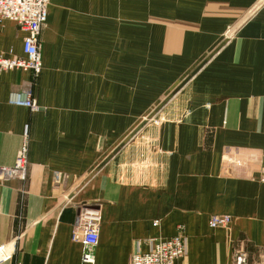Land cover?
<instances>
[{
	"label": "crops",
	"instance_id": "obj_1",
	"mask_svg": "<svg viewBox=\"0 0 264 264\" xmlns=\"http://www.w3.org/2000/svg\"><path fill=\"white\" fill-rule=\"evenodd\" d=\"M25 34L0 20V55ZM40 54L38 73L0 71V167L28 143L24 178L0 182V264H86L83 205L101 213L93 264L179 225L178 263L264 264V0H48Z\"/></svg>",
	"mask_w": 264,
	"mask_h": 264
},
{
	"label": "built area",
	"instance_id": "obj_2",
	"mask_svg": "<svg viewBox=\"0 0 264 264\" xmlns=\"http://www.w3.org/2000/svg\"><path fill=\"white\" fill-rule=\"evenodd\" d=\"M48 0H0V20L14 21L25 31L22 39V56L9 57L0 55V71L10 69L31 70L38 73L41 70L40 30L46 20ZM9 102L23 105L36 111L39 105L28 91H13ZM28 143L26 135L10 167H0V182L10 179H23L27 167ZM101 213L97 206L83 205L79 208L76 222L71 231V239L83 246L81 260L86 264L94 263V248L98 242V232ZM231 221L229 215L215 214L209 218L210 227H226ZM157 221H154V225ZM146 251L136 246L130 257V264H184L178 263L186 254L183 227L178 226L175 235L169 238H147ZM44 264H47L46 262ZM230 264H250L244 252H237Z\"/></svg>",
	"mask_w": 264,
	"mask_h": 264
},
{
	"label": "water",
	"instance_id": "obj_3",
	"mask_svg": "<svg viewBox=\"0 0 264 264\" xmlns=\"http://www.w3.org/2000/svg\"><path fill=\"white\" fill-rule=\"evenodd\" d=\"M263 2V1H262ZM262 2H260L258 5H256L253 9H251L245 16H244V18L242 19V21L241 22H244L245 20H247L252 14H253V12L255 11V10H257L258 8H259V6L261 5V3ZM234 28L233 29H231L230 31H228L227 32V34L225 35V37H227V36H230L233 32H234ZM12 247H9V246H7V247H1L0 248V260H3V259H6V258H8L11 254H12Z\"/></svg>",
	"mask_w": 264,
	"mask_h": 264
}]
</instances>
